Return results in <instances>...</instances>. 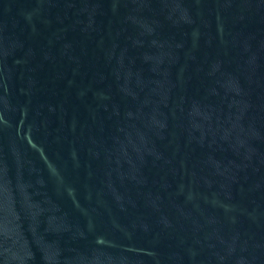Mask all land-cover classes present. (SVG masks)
<instances>
[{
	"label": "water",
	"instance_id": "obj_1",
	"mask_svg": "<svg viewBox=\"0 0 264 264\" xmlns=\"http://www.w3.org/2000/svg\"><path fill=\"white\" fill-rule=\"evenodd\" d=\"M0 264H264V0H0Z\"/></svg>",
	"mask_w": 264,
	"mask_h": 264
}]
</instances>
